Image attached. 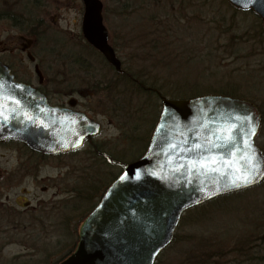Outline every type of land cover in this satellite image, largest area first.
Here are the masks:
<instances>
[{
  "label": "rangeland",
  "instance_id": "obj_1",
  "mask_svg": "<svg viewBox=\"0 0 264 264\" xmlns=\"http://www.w3.org/2000/svg\"><path fill=\"white\" fill-rule=\"evenodd\" d=\"M124 1L103 0L104 19L111 42L117 48L123 66L131 73H149V82L153 78L158 80L156 83H168L165 90L169 92L175 87L174 92H180L181 96L193 91L204 92L200 95L234 92L257 103L263 112L264 39L255 37L258 27H261L256 14L238 11L226 0H127V5ZM62 4L59 15L47 13L50 23L59 21L64 30L61 29L59 36H52L51 43L57 45V50L52 49L47 51L49 54L40 56L42 71L54 80L57 90L75 92L78 108L100 121L102 129L79 153L65 154L44 162L24 144L15 143L17 155L31 156L37 167L34 170L40 171L45 178L63 172L62 177L69 181L66 188L80 187L81 190V201L77 202L81 205L80 211L73 207L77 197H73L72 191L67 192L66 207L63 208L65 225L53 229L54 237L42 235L40 241L26 243L21 242L25 241L24 236L18 235L14 238L18 242L1 249L7 253H30L29 257L34 256L32 264H52L59 257L58 252L66 254L76 245L85 216L123 170L124 164L138 159L145 152L162 107L160 96L142 92L137 87H127L124 80L114 78L110 64L81 36L82 26L75 23L78 2L62 0ZM1 9L6 10L4 6ZM37 11L33 8L34 13ZM167 12L174 14L176 19L169 21L170 29H173L169 33L184 35L175 38L174 45L178 48L171 53L173 59L183 64V68L174 73L160 65L165 63L164 60H171L167 53L159 55L161 59L155 62L142 61L140 52L132 45L135 32L157 33L159 29H166L158 27L160 23L155 28L151 27L150 18L153 14ZM184 17L187 23L184 20L179 23L178 20ZM171 23H174L172 28ZM4 37L5 34L1 37L3 41ZM121 44L127 46L122 48ZM188 55L192 56L185 59L184 56ZM261 124L258 143L261 141L264 145V112ZM106 154L111 158L108 159ZM9 159H13L12 154L5 148L0 149V165H8L5 161ZM37 162L42 166L39 167ZM28 189L31 193L22 196L21 202L32 199L36 192L35 186L30 185ZM40 192L37 189V193ZM255 219L264 223V182L230 199L186 211L175 234L179 243L169 252H164L157 264H181L178 260L184 263L188 252L199 243L207 245L216 240L234 244L247 232H254L252 223ZM58 240L61 241L60 246L57 245Z\"/></svg>",
  "mask_w": 264,
  "mask_h": 264
},
{
  "label": "water",
  "instance_id": "obj_2",
  "mask_svg": "<svg viewBox=\"0 0 264 264\" xmlns=\"http://www.w3.org/2000/svg\"><path fill=\"white\" fill-rule=\"evenodd\" d=\"M82 1L83 37L123 73L109 43L103 1ZM227 2L256 14L264 31V0ZM161 99V113L146 152L110 184L83 221L74 251L56 264H155L172 243L186 211L264 180V151L256 142L263 116L255 102L225 94ZM236 116L251 117L255 135L237 131L235 143L225 147L224 130L241 123ZM243 128L247 131L246 125ZM99 131L98 120L83 111L50 106L38 89L18 82L0 61V141L18 140L33 150L58 154L79 150ZM209 157L216 163L205 159ZM256 172L255 182L233 186L237 176Z\"/></svg>",
  "mask_w": 264,
  "mask_h": 264
},
{
  "label": "flooded vegetation",
  "instance_id": "obj_3",
  "mask_svg": "<svg viewBox=\"0 0 264 264\" xmlns=\"http://www.w3.org/2000/svg\"><path fill=\"white\" fill-rule=\"evenodd\" d=\"M72 1L68 0L70 3ZM74 1L78 2L79 5L75 23L82 26L84 4L82 0ZM21 4H25V6L18 8L17 6ZM3 6L6 8L5 11L1 9ZM32 6L34 9H38L37 14L33 12V8L31 9ZM62 9V0H0V61L9 68L18 82L38 89L45 96L50 106L66 107L76 112L83 111L78 108L74 96L75 92L57 90L54 86V80L45 71H42L40 56L52 51V49L53 51L57 50V45L52 44L51 39L52 36H59L62 29L59 21H55L54 24L50 23L47 13L50 15L51 13L58 14ZM4 34L5 40L3 41L1 37ZM81 36H83L82 31ZM110 37L109 43L113 46ZM94 50L97 51L95 48ZM83 112L88 113V111ZM88 116L94 118L89 113ZM91 141L92 139L86 140L84 146ZM17 142L24 144L32 154L34 153L41 159V162L56 159L65 154L79 153L82 150L81 148L58 154H47L33 150L21 141H0V149L4 150L5 148L13 157V159L5 161L8 165H0V245H2L0 264H32L31 260L34 256L29 257L30 253L24 251L7 253L1 249L5 248L7 244L18 242V239H14L18 235L24 236L25 241L21 242L26 243L40 241L42 235L46 238L54 237L53 229L59 225H65L63 208L66 207L67 197L65 196L68 191H72L73 197H77L76 202H73L74 210L80 211L81 209V205L77 203L81 201L80 187L66 188V183L68 184L69 181L66 182L65 178L62 177L63 172H57L56 177L47 176L48 178H45L40 171L34 170L37 167L34 166L31 156L30 158L25 157L21 153L17 155L15 148ZM41 162H37L39 167L42 166ZM79 182L78 179L77 186ZM30 185L35 186L36 192L32 194V199H25L24 202H21L22 196L31 193L28 189ZM37 189L41 190L40 194L37 193ZM60 242L58 240V246H60ZM75 247L76 245L66 254L58 252L59 257L52 264L63 260Z\"/></svg>",
  "mask_w": 264,
  "mask_h": 264
},
{
  "label": "trees",
  "instance_id": "obj_4",
  "mask_svg": "<svg viewBox=\"0 0 264 264\" xmlns=\"http://www.w3.org/2000/svg\"><path fill=\"white\" fill-rule=\"evenodd\" d=\"M126 1L127 0H125L124 3L127 5ZM151 16H152L150 18L152 20V24H150L151 27L155 28L160 23L158 27H164L166 29L164 28H163L164 30L159 29L157 30V33H152L151 31H142V30H140L139 32H135L134 37H133V42H132L133 44L132 43L131 44L135 45L134 50H138V52H140L142 61H153L154 60L155 62L161 59L159 55H165L167 53L166 55L171 56V60L170 61L164 60L165 63L162 62L163 64H160L162 69H165L169 73L177 72L183 68V64L182 62H179L178 60L173 59L172 54L175 53L174 49L178 48V47L176 48V45H174V42L176 41L175 40L176 37L182 38L184 37V35L181 34V36H177L174 34V32L172 33V35L169 33L170 31L173 30V29L172 30L170 29L169 21L172 20V22H174L176 20L174 17V14L167 12L166 14H156V15L153 14ZM165 16L166 18L163 19ZM185 18L186 17L179 19L178 22L180 23L181 22L180 20H184L183 22L187 23V21H185L186 20ZM156 19L160 21L155 22ZM172 27H174V23L173 24L171 23V28ZM258 28H259V31L258 30L256 31L255 37L264 39V31L262 27L259 26ZM120 46L124 48L127 45L121 44ZM128 47H131V46H128ZM115 49L118 54V50L116 47ZM190 56L192 55H188V57L184 56V58L189 59ZM111 68L114 70L113 71L114 78L124 80L123 83L127 84V87L128 86L137 87L142 92L146 91L147 93H150V94H156L158 98H159V95L157 91L155 90H158L160 91V93L164 94V97H167V95H169L170 96L169 98L171 97L172 98H188V97H194V96L200 95L201 93H204L201 91L200 92L193 91V92H189L186 95L181 96L180 92L178 93L174 92L175 87L173 90L169 89L171 90L169 92L165 90L168 83L159 82L161 83L159 84V83H156L158 82V80H155L153 78L151 79L152 82H149V77H150L149 73H144L143 75L141 74L136 75L134 73H131L125 67H124V70H125L124 73H118L115 71L113 66H111ZM218 93L237 96V94L234 92L230 93V92L225 91V92H218ZM260 136L261 135L259 133L258 137L260 138ZM258 137H257V143H258ZM262 144L263 143L259 141L258 145L264 151V145ZM106 157L108 159L111 158L109 154H106ZM259 185H261V183L254 187H257ZM254 187H250L245 190L226 194V195L217 197L215 199H212L211 201L208 200V202L200 206H197L195 208H200V207L202 208L205 204L216 202L218 200L221 201L222 199H228V198L230 199L236 196L237 194L250 191V189H253ZM257 218L258 217H256V219ZM252 227L254 228L253 230L255 233L252 231L247 232V234H245L244 237L238 238L237 241H234V244L233 243L224 244L223 242H218L216 240L215 241L213 240L207 243V245L204 243H199L197 244L195 248L191 250V252H188V255L185 258L184 263L181 260H178V261L181 264H264V223L261 222L260 220L258 221L253 220ZM201 241L202 240L200 239V242ZM177 243H179L178 237L177 235H175L173 242L168 245V247L158 256V258L164 252H169V250H172L173 249L172 247Z\"/></svg>",
  "mask_w": 264,
  "mask_h": 264
},
{
  "label": "snow or ice",
  "instance_id": "obj_5",
  "mask_svg": "<svg viewBox=\"0 0 264 264\" xmlns=\"http://www.w3.org/2000/svg\"><path fill=\"white\" fill-rule=\"evenodd\" d=\"M236 121H240V124H231L227 129L224 130V135L226 137V143L225 147H227L229 144H234L235 143V133L237 131H240L243 135H255V127L252 125L251 122V117L245 116V117H240L236 116L234 117ZM247 126V131H244L243 126ZM245 143H247L245 141ZM215 147H220L221 145L216 144L214 145ZM200 146L198 145L197 148ZM211 160L212 164L216 163V160L214 158H205ZM201 167H207L208 165L206 163H201ZM259 175V172H256L255 175L249 173L247 175H239L236 178L233 179L232 184L234 187H241V186H246L250 183L255 182Z\"/></svg>",
  "mask_w": 264,
  "mask_h": 264
}]
</instances>
